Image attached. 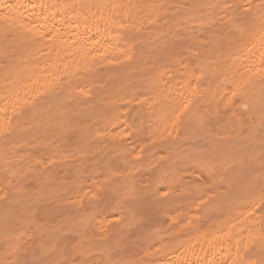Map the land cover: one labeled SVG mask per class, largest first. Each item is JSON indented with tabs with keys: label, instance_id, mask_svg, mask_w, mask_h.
I'll return each mask as SVG.
<instances>
[{
	"label": "bare ground",
	"instance_id": "1",
	"mask_svg": "<svg viewBox=\"0 0 264 264\" xmlns=\"http://www.w3.org/2000/svg\"><path fill=\"white\" fill-rule=\"evenodd\" d=\"M0 264H264V0H0Z\"/></svg>",
	"mask_w": 264,
	"mask_h": 264
}]
</instances>
